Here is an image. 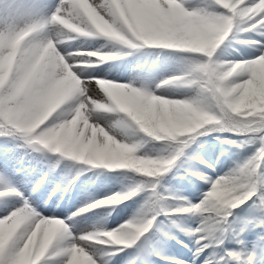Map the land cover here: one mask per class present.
Returning <instances> with one entry per match:
<instances>
[{
	"label": "clouds",
	"instance_id": "clouds-1",
	"mask_svg": "<svg viewBox=\"0 0 264 264\" xmlns=\"http://www.w3.org/2000/svg\"><path fill=\"white\" fill-rule=\"evenodd\" d=\"M115 3L116 0H75V9L59 17L58 26L47 35L37 38L33 29L22 22L7 43L0 42V133L27 131L30 147L38 145L89 165L129 169L144 177L89 203L88 208L118 204L144 188L152 189L150 200L144 201L128 220L112 229H106L102 223L94 224L78 241L65 245L62 251L67 258L63 264H98L89 254L88 244L130 247L143 234L138 221L130 222L142 209L148 214L188 209L200 214V219L195 228L182 230L192 235L202 233L195 237L196 243L206 240L222 245L231 233L239 244L240 226H235L237 218L232 210L254 195L257 199L250 207L259 215L241 218V222L264 226V50L242 60L221 59L214 54L234 29L246 31L245 24L264 29V0L244 7L243 0H217L230 16H213L199 44L179 38L175 41L173 47L203 55L186 62L182 77H169L154 87L183 84L192 89L193 95L177 99L150 93L141 97L152 102L149 116L141 115L140 110L127 103L129 96L139 89L134 92L130 86L102 76H81L72 70V65L99 63L110 59L113 53L91 51L66 59L67 53L62 54L56 47L57 42L75 39L76 35L108 37L110 33L97 21L108 25L106 16L112 14ZM190 19L194 23L197 20ZM90 83L95 84V91ZM137 129L143 137L136 135ZM223 131L250 134L239 143L254 145V150L217 176L197 204L170 203L157 190L159 180L155 179L176 159L167 155L175 148L169 142L187 146L199 135ZM147 138L165 142L164 150L155 155L138 154ZM93 146L106 149L103 157L93 151ZM68 229L69 225L59 218L40 213H10L0 219V254L9 241H14L7 264H36L41 246L70 235ZM94 251L99 256L103 248ZM135 259L124 264H134ZM220 259L229 264L224 255Z\"/></svg>",
	"mask_w": 264,
	"mask_h": 264
},
{
	"label": "rangeland",
	"instance_id": "rangeland-1",
	"mask_svg": "<svg viewBox=\"0 0 264 264\" xmlns=\"http://www.w3.org/2000/svg\"><path fill=\"white\" fill-rule=\"evenodd\" d=\"M91 2V0H90ZM188 5L194 7L204 8L205 10L211 9L210 0H183ZM57 0H0V10L6 4H12L24 11H35L38 15H48ZM3 26V18L0 17V27ZM246 27V31L237 32L235 29L224 42L219 46L214 56L227 60H242L250 59L258 54L260 46L264 45V29L257 25L255 28ZM75 35V34H74ZM86 41L82 38L75 36V39L63 41L58 50L63 54L65 52L79 53L86 55L88 52L103 49L105 52L113 53L108 61L97 63L98 66L91 64H81L80 67L88 70L84 76L89 73L92 76H102L106 79L118 83H131L134 87H139L140 82L137 79L138 74V61L140 57L139 48H130L117 41H111L107 44L104 41L98 42H81ZM106 41V39H105ZM105 45V47H103ZM155 46V45H149ZM109 48V49H108ZM118 50V51H117ZM178 49H169L163 51L160 56L157 66L151 64V67L156 70H166L170 67L177 66L181 55L176 51ZM203 55V54H202ZM201 55V57H202ZM92 57V60H96ZM153 59L150 60L152 62ZM177 68L173 69L176 70ZM176 72H179L177 70ZM175 72V73H176ZM159 80L157 83L161 82ZM156 83V84H157ZM155 84H150L149 87H154ZM157 95H164L169 98H184L193 95L190 87L183 84H167L156 88ZM115 116V114H106ZM243 134L233 132H210L198 138V147L193 151H185L186 157L183 161L177 158L173 161L172 165L168 168L172 172V180L176 184H170L167 189L170 190L171 195L177 199L197 203L202 198V194L209 188V183L201 179L200 176L193 175V172L202 173L204 176L215 178L223 175L235 162L243 160L254 150V145H241L239 142L243 140ZM228 141H235L236 143H229ZM53 155L57 153L52 152ZM61 154V153H60ZM58 156V155H57ZM64 157H69L64 155ZM18 162V154L14 149L1 150L0 146V173H3L8 178L9 182L13 183L19 191L27 198L32 207L45 217L59 218L70 225L69 233L77 234L81 232L90 231L93 227V221L86 218L81 211V208L87 206L83 204L85 196L80 194L73 195L70 203L66 206L62 202L57 201L54 197L56 190L55 178L49 174V177H39L40 169H29L26 166L16 167ZM82 162V161H81ZM84 163V162H83ZM264 170V169H263ZM40 181V183H37ZM123 188L120 182L115 185L108 184L106 187L98 191L96 197L105 198L111 193L116 192ZM134 197L122 201L121 209L110 216L101 223L106 229H112L120 225L122 222L128 220L136 211L134 205ZM5 198L0 197V216L6 214L3 204ZM9 200L8 211L11 210V204L14 202L12 197ZM257 199L254 195L244 204H241L236 209H233L234 217L236 220L237 229L240 226L241 218H252L258 214L254 207H250L253 201ZM116 205V204H114ZM75 213V215H72ZM70 218V219H69ZM200 214L198 213H185L178 215L177 219L167 222L163 220L162 215H157L153 225L147 232L143 233L138 239L142 240L144 237H149V232L157 229L159 235L155 241L152 242L153 246L159 250V253L152 257L153 264H214V261L219 255H223L224 249H242L245 252L254 253V258L261 259L254 264H264V226H256L254 222L249 223L245 230L237 237L242 244H237L230 233L224 240L222 245L209 244L206 241H201L205 244L202 251L197 253L196 238L194 235L184 232V228H195L199 222ZM233 217H229L232 220ZM100 224V223H99ZM120 247L123 250L115 251L114 254L109 252L102 255L101 259L106 261V264H124L126 260L133 258L132 247L126 246H101L100 248L111 249ZM7 251V250H6ZM207 258L205 254H207ZM256 255V256H255ZM134 264H141V260L135 257ZM65 260L63 254H58L57 246H50L45 255L41 257L38 264H62ZM254 260V259H253ZM98 262V261H97ZM99 264V262H98Z\"/></svg>",
	"mask_w": 264,
	"mask_h": 264
},
{
	"label": "snow or ice",
	"instance_id": "snow-or-ice-1",
	"mask_svg": "<svg viewBox=\"0 0 264 264\" xmlns=\"http://www.w3.org/2000/svg\"><path fill=\"white\" fill-rule=\"evenodd\" d=\"M255 0H243L242 7L248 6L251 3H254ZM211 9L205 10L204 8L194 7L186 4L183 0H175V3H172L171 0H116L115 5L112 8V14L107 15L106 19L109 21L108 25H105L103 22L97 21L100 23L102 28H105L110 35L108 38L117 41L120 44L127 45L130 48H139L144 45H155L161 46L168 49H183L181 47H173L172 45L179 38L182 40H187L192 44H199L203 39V34L206 30V25L210 19L215 15L230 16L231 13L224 8L220 3H217V0H210ZM176 5H180L177 8ZM75 9V0H57V3L52 8V11L48 15H38L35 11H24L23 9L16 7L12 4H6L2 10H0V17L3 18V26L0 27V42L7 43L11 36L14 34L17 27L23 22L28 24L34 31V34L37 38L47 35V33L54 27L58 26V18L64 17L69 14V12ZM196 17L197 20L194 23L190 18ZM95 19V16H93ZM62 42H57L56 47ZM264 50V45L260 46L258 54ZM103 52L102 50H95ZM118 51V50H117ZM67 59L69 56L75 58L81 56L79 53H70L65 52ZM194 53V52H193ZM256 54V55H258ZM255 55V56H256ZM92 57H89L91 59ZM112 58V56H111ZM110 58V59H111ZM193 58L189 59L191 61ZM108 60V59H107ZM103 62V61H99ZM72 70L76 72L77 75L84 76L88 72L86 68L80 67L78 65H72ZM185 68L181 70L179 74L173 75L172 77H182L184 74ZM87 76H92L90 73ZM235 78V77H234ZM121 86H130L135 95H130L127 103H129L133 108L140 110L141 115L149 116L151 108L150 99H141V97L148 96L150 93H155L156 88L149 87V83L146 81H141L139 87H134L131 83H118ZM167 85V84H161ZM90 86L93 88V91L96 90L94 83H90ZM207 87V85H205ZM91 95V93H89ZM157 95V94H156ZM0 135H5L0 133ZM19 137L24 140L25 145L31 143V138L27 131L18 134ZM231 143V141H228ZM185 145L177 142L175 144L174 151L169 156H175L182 154V150ZM37 151L42 149L37 148ZM93 151L97 153L98 156L103 157L106 152L104 147H95L93 146ZM58 153V152H57ZM70 155V154H69ZM173 163V162H172ZM169 164V167L172 165ZM193 175L200 176L201 179L206 180L210 187L212 181L217 177H207L202 173L193 172ZM159 180V177H157ZM37 183H40L38 181ZM205 196V193L202 194V200ZM0 197L5 198L3 201L6 214L0 216V219L8 216L13 212H30L33 215H36L38 212L32 207L30 201L23 196L19 189L11 182L5 174L0 173ZM12 197L14 202L11 204V210L9 208V200L7 198ZM150 200L149 194L147 195L145 201ZM198 203V202H197ZM197 203H192L189 201H184L182 204L195 205ZM144 207H147L145 203ZM84 208H81L79 211H84ZM165 212L164 210H157L151 214L145 213L143 209L140 213L137 214V217L132 218L130 222L138 221L139 227L143 233L147 232L148 229L153 225V222L157 215ZM181 213H193L188 209L177 211ZM149 215L151 218H149ZM39 219V216H36ZM70 219V218H69ZM65 223V222H64ZM247 221L241 222L240 233L245 230L247 226ZM70 227V225H69ZM69 232V229H68ZM86 232H81L77 234H65L64 238H56L53 240L51 245L41 246V251L38 253L36 258V264L40 261L41 257L45 255L46 251L55 244L57 246L58 254H63L65 259L66 255L63 253L62 249L65 245H70L73 241H78L79 236L85 234ZM151 235V234H150ZM202 235V233H195L194 236ZM141 237L139 235L137 238L131 242L133 249V257H138L141 260V264H153L152 257L159 253V250L155 248L150 241V237H144V239L139 240ZM206 241V240H205ZM207 242V241H206ZM243 242L240 241L239 244ZM196 248V252L199 253L202 251L205 244H201V241ZM114 246V245H112ZM123 246V245H119ZM99 246L94 244H88L87 248L89 254L92 256V259L98 261L99 264H106L104 259H101L102 255H106L111 252L114 254L115 251L123 250L120 247H114L111 249H104L101 255L97 256L94 251L95 248ZM15 248L14 241H9L6 246L5 252L0 254V264H7L8 257L11 251ZM7 250V251H6ZM223 255L226 259H229V264H253L254 253L245 252L242 249H224ZM63 264V262H62Z\"/></svg>",
	"mask_w": 264,
	"mask_h": 264
},
{
	"label": "trees",
	"instance_id": "trees-1",
	"mask_svg": "<svg viewBox=\"0 0 264 264\" xmlns=\"http://www.w3.org/2000/svg\"><path fill=\"white\" fill-rule=\"evenodd\" d=\"M136 135L137 136H141L143 137L144 134L139 132L138 130H136ZM165 145V142H162V141H156L154 139H151V138H147V143L141 147V151L142 152H146V154L148 155H152V151L153 150H160L162 149V147ZM24 156H30L32 158H28L30 159V161H32L33 159H35L36 161H38L39 163L43 164L45 167H50L52 168L53 167V160L51 158H49V155H42L40 152L38 151H35V150H31V149H26L24 148ZM65 167H59V171L60 172H66L68 171L69 169H71V171L68 172V175L70 173H72L74 170H76L77 168L80 167L79 164L77 163H74L72 161H66L65 163ZM83 173V172H82ZM96 174H101L102 176H97L99 181H101L102 179L106 180V181H109L111 180L110 177H105V174H107L106 172L105 173H102V170L101 169H93V170H90V171H86L84 172L82 175L84 176V180L85 181H91L92 178H95V175ZM67 175V176H68ZM121 177L120 178H123L127 183L131 182L127 176H124V175H120ZM86 178V179H85ZM106 178V179H105ZM168 200V199H167ZM170 202V200H168Z\"/></svg>",
	"mask_w": 264,
	"mask_h": 264
},
{
	"label": "bare ground",
	"instance_id": "bare-ground-1",
	"mask_svg": "<svg viewBox=\"0 0 264 264\" xmlns=\"http://www.w3.org/2000/svg\"><path fill=\"white\" fill-rule=\"evenodd\" d=\"M80 36H82V35H80ZM105 37V36H104ZM106 38V37H105ZM81 42H87V41H81Z\"/></svg>",
	"mask_w": 264,
	"mask_h": 264
}]
</instances>
